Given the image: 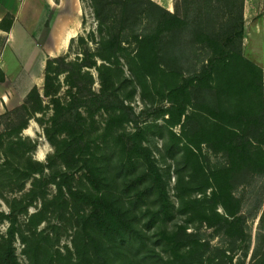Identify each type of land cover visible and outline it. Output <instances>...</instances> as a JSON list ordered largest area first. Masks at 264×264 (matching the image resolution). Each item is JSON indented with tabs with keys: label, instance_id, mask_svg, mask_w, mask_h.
Wrapping results in <instances>:
<instances>
[{
	"label": "trees",
	"instance_id": "16d2710c",
	"mask_svg": "<svg viewBox=\"0 0 264 264\" xmlns=\"http://www.w3.org/2000/svg\"><path fill=\"white\" fill-rule=\"evenodd\" d=\"M93 1L97 4V0ZM186 1L197 4L203 0ZM145 2L152 3L151 0H120L118 4L126 12L131 6ZM243 6L242 2L233 32L225 36L200 30L199 19L181 17L176 13L177 7L173 12L157 5L161 12L159 18L148 29L142 26V33H135V37L139 47L136 57L141 62L139 74L142 70L143 73L155 71L161 42L170 33L191 32L198 42L206 45L209 52L206 63L200 69L181 73L180 80L176 71L161 69L162 94L168 102L161 112L171 140V145L166 146L170 158L176 162L180 210L199 216L208 226L236 237L245 243L247 252L252 243L248 234L249 215L242 210V200L231 190V182L239 173L249 174L256 180L264 178V69L234 45L244 37ZM95 9L99 18L101 10ZM132 25L133 32L140 29V24ZM79 39L84 41L83 36ZM73 40L74 37L70 45ZM100 45L98 51L87 49L75 61L69 60L68 54L47 59L44 94L34 86L23 106L27 108L29 101L35 102L32 111L41 112L45 109V98L48 99L53 113L44 130L55 153L47 164L26 155L36 142L26 140L19 132L3 151L7 161L4 165L11 164L13 153L23 148L24 165L19 162L11 169L0 166V187L20 191L32 176L43 175L59 160L65 170L43 176L38 182L46 185L59 177L56 184L60 194H65L66 188V201L76 223L74 246L80 264H204L198 237H189V245L182 246L176 239L178 231L161 229V237L152 241V235L145 228L159 226L172 213L175 204L169 198L151 150L142 142L146 126L138 125L140 115L125 102L114 83L112 58L116 51L123 49L122 43L118 38L104 37ZM102 47L109 55L102 53ZM98 60L103 62L98 64ZM92 68L100 75L98 91L93 88ZM131 70L136 72L135 67ZM62 75L69 86L64 96L60 95ZM205 88L213 98L197 105L194 93ZM99 111L109 114L104 137L110 136L109 132L112 135L115 126L122 127L125 122L136 124L134 132L117 129L111 145L113 150L107 157L99 155L95 146L99 147L100 143L88 135L89 120ZM26 123L19 129L25 128ZM177 125L181 127L179 133L172 129ZM3 137L0 134V146ZM202 144L224 154L227 165L206 171L200 159ZM81 170L91 185L90 190L75 189L72 185V179ZM200 172L207 178L196 185ZM207 188H212L210 195L206 193ZM192 189L204 197H191ZM31 193H36L35 187ZM81 204L87 209H82ZM263 205L264 189L263 197L249 214L257 216ZM40 212L34 216L38 217ZM146 217L148 220L142 225ZM263 222L264 210L260 217V223ZM181 229L185 232V227ZM29 250L33 264H54L53 254L49 256L40 244L32 242ZM57 258L62 264L61 258ZM0 264H19L10 243L0 244ZM260 264H264V254Z\"/></svg>",
	"mask_w": 264,
	"mask_h": 264
},
{
	"label": "rangeland",
	"instance_id": "374dc122",
	"mask_svg": "<svg viewBox=\"0 0 264 264\" xmlns=\"http://www.w3.org/2000/svg\"><path fill=\"white\" fill-rule=\"evenodd\" d=\"M119 1L97 0L95 7L99 11L101 10V16L97 18L94 1L81 0L83 10L81 25L72 44L69 43V46L57 56L68 54V59L75 61L79 56H83V52L87 49L91 52L98 51L104 37L118 38L121 41L123 49L116 51V55L112 58L111 65L115 70L113 72L114 83L125 102L140 115L138 125L146 126L142 142L151 150L167 185L169 198L175 204L172 213L166 216L159 226L149 230L145 227L148 234L152 235V241H156L161 237L159 233L161 229H166L169 232L178 231L176 239L182 243V246L189 245V237H198L204 264H243V262L244 264H260L264 254V222L260 223L264 205L257 216L249 213L263 197L264 178L256 180L249 174L239 173L234 176L231 182V190L236 197L242 200V210L249 215L248 234L252 243L247 252L244 248L245 243L236 237L225 234L223 230L208 226L199 216L184 214L180 210L181 205L176 190V162L169 155L170 152L167 148L168 145H171L169 127L166 126L161 112L162 108L168 106V102L162 94L161 69L176 71L177 79L180 80L181 73L186 74L194 69H200L206 63L209 53L206 45L198 42L195 34L191 32L186 31V33L179 30L170 33L163 37L161 42L155 71L145 70L143 73L142 70V73L139 74L141 69L138 65H141V62L139 57H136L139 47L135 33L136 35L141 34L142 26L143 28L148 26L146 29L150 28L155 23L154 20L161 15L157 5L164 6L151 0L152 3H137L125 12L119 6ZM242 2L245 22L244 37L241 42L238 41L234 45L241 48L247 58L264 69V60L261 61L264 51V0H203L197 4L186 0H174L173 12L177 7L176 13L181 17L198 18L200 30L208 33L214 31L226 36L233 32V23L240 16ZM8 20L10 18L6 19V23ZM133 23L140 24V29L136 32H133L135 27L132 25ZM80 36L84 37V41L79 39ZM34 37L43 44L49 40L50 35H47L45 31L43 35L38 33ZM3 42L4 39L1 43ZM10 52L7 53L5 62L8 61L11 66H14ZM27 52L31 51L27 50ZM102 53L109 55L105 51ZM259 53L262 55L258 56ZM101 62L103 61L98 60V64ZM131 67H135L136 72L132 71ZM91 71L94 75L93 88L98 91L101 89L100 75L96 68H92ZM2 76L0 70V79ZM60 80L62 83L60 95L64 96L69 86L64 82V75L60 76ZM36 87L43 95V77L38 79ZM212 98L211 92L205 88L200 92H195L193 99L197 105H200L210 102ZM26 100L6 109L0 115V134L4 135L3 144L0 146V166L3 168L11 169L12 165H17L19 162L24 165V156L22 155L24 148L13 153L11 164L4 165L7 161L3 151L7 148L8 141L17 136L19 132L26 140L36 142V146L26 155H31L34 159L47 164L55 153V147L46 137L44 130L53 113L51 105L48 106V99L45 98V109L37 113L32 111V106L36 107L35 102L29 101L27 108H24ZM108 117L107 112L99 111L89 120L88 135L96 143H100L99 147L97 145L95 147L102 157H107L113 150L111 145L117 129L136 131L134 122H125L122 127L115 126L112 135L109 132L110 136L104 137ZM24 121H27L25 128L19 129ZM172 129L176 133L181 131L179 125ZM183 144L181 143V145ZM200 154L206 171L227 165V158L224 154L215 153L206 144L201 145ZM61 170H65V167L59 160H56L51 168L45 170L43 175L32 176L26 182L25 188L20 191L0 187V244H11L19 264H33L32 254L29 250L32 242L46 248L49 256L53 254L54 264H59L57 257L61 258L62 264H80L75 255L74 246L76 223L66 201L68 198L66 188H64L65 194H60L56 184L59 177L46 185H40L38 182L43 176L57 175ZM205 178L207 175L200 172L195 180L196 185L201 184L202 179L205 180ZM71 182L75 189L83 191L91 189L83 170L77 172ZM34 187L36 193H31ZM211 190L212 188L206 189L207 195L211 194ZM190 193L191 197L203 195L198 194L196 189H192ZM81 205L82 209H87V206ZM39 212L38 217H35L34 215ZM147 220V217L144 218L142 225ZM180 227H185V232L180 230ZM157 248L160 250L162 246L158 245Z\"/></svg>",
	"mask_w": 264,
	"mask_h": 264
},
{
	"label": "crops",
	"instance_id": "0c3cea01",
	"mask_svg": "<svg viewBox=\"0 0 264 264\" xmlns=\"http://www.w3.org/2000/svg\"><path fill=\"white\" fill-rule=\"evenodd\" d=\"M155 1L170 11L174 9V0ZM82 15L81 0H0V70L4 73L0 79V115L23 103L38 79L44 78L47 59L69 46ZM45 31L50 38L41 44L34 36ZM8 52L14 66L5 62Z\"/></svg>",
	"mask_w": 264,
	"mask_h": 264
}]
</instances>
